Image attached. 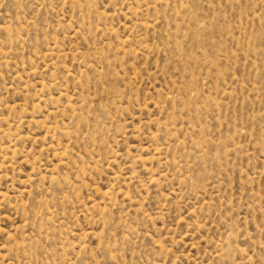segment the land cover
<instances>
[{"label":"rangeland","instance_id":"obj_1","mask_svg":"<svg viewBox=\"0 0 264 264\" xmlns=\"http://www.w3.org/2000/svg\"><path fill=\"white\" fill-rule=\"evenodd\" d=\"M0 264H264V0H0Z\"/></svg>","mask_w":264,"mask_h":264}]
</instances>
